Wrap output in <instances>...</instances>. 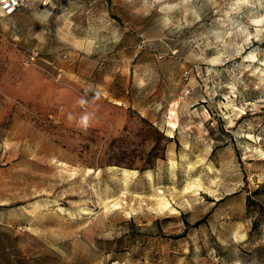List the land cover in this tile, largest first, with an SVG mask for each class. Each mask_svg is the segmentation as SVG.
<instances>
[{"label": "rangeland", "instance_id": "1", "mask_svg": "<svg viewBox=\"0 0 264 264\" xmlns=\"http://www.w3.org/2000/svg\"><path fill=\"white\" fill-rule=\"evenodd\" d=\"M0 264H264V0L0 18Z\"/></svg>", "mask_w": 264, "mask_h": 264}, {"label": "built area", "instance_id": "2", "mask_svg": "<svg viewBox=\"0 0 264 264\" xmlns=\"http://www.w3.org/2000/svg\"><path fill=\"white\" fill-rule=\"evenodd\" d=\"M30 0H0V18L15 15L22 7L28 5ZM37 52H31L30 59H34Z\"/></svg>", "mask_w": 264, "mask_h": 264}, {"label": "bare ground", "instance_id": "3", "mask_svg": "<svg viewBox=\"0 0 264 264\" xmlns=\"http://www.w3.org/2000/svg\"><path fill=\"white\" fill-rule=\"evenodd\" d=\"M255 21H256L257 23L261 22L259 19H258V20H255ZM257 23H256V24H257ZM115 103H116L117 105L120 104L119 102H115ZM165 204H167V203H165ZM168 205H169V204H168Z\"/></svg>", "mask_w": 264, "mask_h": 264}]
</instances>
